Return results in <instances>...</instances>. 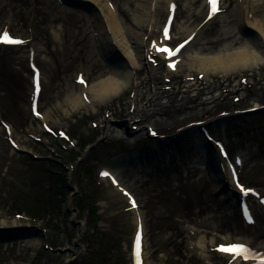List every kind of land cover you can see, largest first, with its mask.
I'll return each instance as SVG.
<instances>
[{"label":"rangeland","instance_id":"1","mask_svg":"<svg viewBox=\"0 0 264 264\" xmlns=\"http://www.w3.org/2000/svg\"><path fill=\"white\" fill-rule=\"evenodd\" d=\"M113 1L125 23L136 27L132 1ZM239 2L225 0L223 13L205 23L203 0L184 1L172 44L187 35L186 29L201 27L193 47L201 54L217 52L234 40L235 48L243 46L246 39L237 31L232 35L224 31ZM156 11L163 24L164 4ZM6 29L26 39L27 45L0 48V225L25 227L18 232L22 237L0 242L1 263L131 264L138 217L145 229V264H228L216 245L233 241L252 245L264 237L263 212L256 211L257 224L248 226L236 207L223 203L226 196L201 164L205 159L199 147L201 132L194 126L187 129L191 123L204 122L225 143L230 159H243L241 180L264 194V64L225 76L199 71L187 62L179 63L178 71L169 70L157 58V66L142 67L135 84L112 100L96 103L95 110L75 109L68 98L75 101L78 94L77 75H84L91 87L110 71L81 14L67 11L58 0H0V32ZM148 38L153 42L160 34ZM32 48L42 70L40 111L56 131H67L74 145L44 133L31 115ZM254 107L262 108L249 112ZM2 121L11 126L20 148L42 160L10 146ZM126 122L128 132L121 126ZM147 127L164 138L151 137ZM118 155L130 159L115 176L136 196L137 213L130 211L118 188L100 177ZM225 179L231 183L229 175ZM68 184L77 192H71ZM74 209L80 211L76 219ZM74 219L84 223L82 232L73 225ZM39 225L47 229L49 247L55 252L43 248ZM191 226L197 228L192 236ZM30 239L33 244L27 243ZM201 239L203 245H198Z\"/></svg>","mask_w":264,"mask_h":264},{"label":"bare ground","instance_id":"2","mask_svg":"<svg viewBox=\"0 0 264 264\" xmlns=\"http://www.w3.org/2000/svg\"><path fill=\"white\" fill-rule=\"evenodd\" d=\"M131 1L133 8L130 7V12L133 24L136 27H132L125 23L119 8L114 4L113 0H58L60 5L67 11H72L74 9L87 21L94 42V48L99 58H103L106 64H112L109 75L101 82L97 80L91 87H88L84 77H81L84 81L82 85H78L79 93L75 101L73 97L68 98L69 101L74 104L75 109L89 106L95 110L96 103L105 104L124 92L135 84L137 71L141 70L142 67H147L148 64L153 65L149 62V58L152 57H154L155 63L157 62L155 58H161L162 62L168 64L169 67H167L169 70L178 71L179 63L187 62L189 65L196 67L199 71L220 73L225 76L231 73H238L242 69H253L254 67H259L264 64V0H240L230 12L234 21L229 19V17H225L226 20H229H227L228 25H225L224 31L228 34L230 33V35H232L234 31H237L239 37L246 39V43L243 46L235 48L236 43L234 40L226 44L221 50L208 55L201 54L199 51L193 49L202 33L200 31L201 27L186 29L185 33H187V35L182 40L172 44L174 23L179 13V5L184 1L191 4L196 0ZM161 3L164 4L167 13L163 24H160L158 21L159 19L156 11ZM224 3L225 0H219L217 4L218 8L215 10L209 5L208 0H203L202 8L206 9L204 22H211L213 19L220 16L224 11ZM171 16L174 17V21L169 23L167 21ZM232 21L233 24L230 25ZM165 24L169 26L166 31L163 32ZM152 33L160 34V39H155L153 42L154 44L150 43L151 41H149L148 38ZM181 45H183V47L180 48L179 53H176V49ZM164 47L170 48L176 57L170 58L166 53H162L161 50ZM0 48H5V46L0 45ZM30 53H33V61H35L36 54L33 48ZM41 80L42 78L40 76L39 100L43 93ZM87 89L92 96L88 95ZM37 111L39 113L38 121L42 127V124L48 123V116L46 113H41L39 111L38 104ZM127 123L128 122L121 125L125 129V132H128L127 127L129 125H127ZM120 124H122V122ZM59 126L61 125L59 124ZM95 126L97 125L95 124ZM104 128L107 132L111 131L109 124L104 126ZM207 144L208 143L204 141L199 147L203 151L205 159H213L211 155H209L210 149ZM134 156L139 160L141 158L137 153H135ZM123 157L122 155L116 156L115 160L110 165L111 169L107 168L106 170L114 175L119 167L125 165L123 163L130 161V159H124L125 157ZM214 157L217 159V153H214ZM215 173V176L220 177L218 167ZM219 184H221V182H219ZM134 212L137 213L136 210H134ZM137 224L138 218H136V227ZM189 231L192 236V234L197 231V228L191 226ZM19 233L15 231H0V238L8 239L16 235L22 237ZM190 239L192 238L190 237ZM211 241L213 242L214 239ZM27 243L33 244L34 241L30 239ZM37 243H39V240ZM199 244L203 245L202 239L198 241V245ZM257 245L260 249H264V237L262 239L259 238ZM220 255L228 258L229 264H245L241 262L240 259L234 260L231 256Z\"/></svg>","mask_w":264,"mask_h":264},{"label":"snow or ice","instance_id":"3","mask_svg":"<svg viewBox=\"0 0 264 264\" xmlns=\"http://www.w3.org/2000/svg\"><path fill=\"white\" fill-rule=\"evenodd\" d=\"M212 2H213V3H216V0H212ZM5 42L12 43V44H20V43H21V41H19V40H11V41H9V40H7V38H5ZM182 47H183V45L179 46V47L176 49V53H179L180 48H182ZM166 51H167V50H166ZM80 82H83V81L81 80ZM102 175H103L104 177H108L109 174H108L107 172H105V173H102ZM241 191H242L245 195L248 194L247 192H244L243 189H241ZM248 222L251 223L252 220L249 218V219H248ZM139 244H140V237L137 236V248H139ZM230 247H231V248H243L245 252L249 251V250H248L247 248H245V246H243V245L230 246ZM217 250H218V251H228V249H225L224 246H221V248H219V249H217ZM244 258L247 259V257H244ZM137 264H139V260H138Z\"/></svg>","mask_w":264,"mask_h":264}]
</instances>
